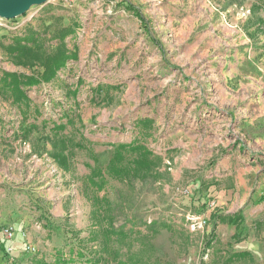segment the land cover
Returning <instances> with one entry per match:
<instances>
[{
    "label": "rangeland",
    "instance_id": "1",
    "mask_svg": "<svg viewBox=\"0 0 264 264\" xmlns=\"http://www.w3.org/2000/svg\"><path fill=\"white\" fill-rule=\"evenodd\" d=\"M72 25L78 58L28 91L30 110L0 95V264L81 263L78 248L97 250L84 181L133 141L154 167L108 179L100 196L116 227L133 216L173 227L111 239L121 259L221 264L214 253L247 245L256 260L242 264H264V0H49L0 18V70L42 71L7 47L33 29L51 52L54 32Z\"/></svg>",
    "mask_w": 264,
    "mask_h": 264
},
{
    "label": "trees",
    "instance_id": "2",
    "mask_svg": "<svg viewBox=\"0 0 264 264\" xmlns=\"http://www.w3.org/2000/svg\"><path fill=\"white\" fill-rule=\"evenodd\" d=\"M75 34L76 27L74 25L55 31L51 40L56 42V48L51 52L45 48L43 42L45 34L40 31L29 29L24 35L14 37L12 43L6 49L13 61L19 66L29 68L37 66L43 70L32 75L0 70V95L12 99L13 103L19 106L21 112L30 110L31 100L28 97V91L33 87L52 83L70 61L78 58L77 51L75 49L70 50L66 41ZM74 95L76 96L77 92ZM150 122V120H145L142 123L148 126ZM63 129V125L54 127L55 133H59ZM152 157L151 151L147 150L138 141L114 146L112 158L106 167H95L90 176L84 181L87 196L92 202L91 220L93 229H97L93 233L94 237L97 238L95 240L99 241L98 249L91 251L88 255L82 248H78L76 255L80 260H85L81 263H76L73 256L70 259L58 256L51 264H162L157 260L151 261L139 256H128L127 259L123 260L119 252L113 249V246L111 247L110 240L114 239L115 242L122 243L133 234L143 233L139 228L140 225L145 227L150 237L159 234L161 230H172L173 226L160 221L140 224L137 222L138 217L133 216L126 217L125 221L119 227H116L112 203L106 196H100V193L105 190L108 184V179L119 181L130 178L137 179L144 172L151 170L155 165ZM217 219L219 223L236 226L243 221L240 215H221ZM215 227L209 237L210 244L215 238ZM83 242V240L79 241L80 246ZM2 251H5L4 247ZM72 253L74 252L72 251ZM247 258L253 259L251 253H226L223 264H242ZM31 264L48 263L43 258L35 257L32 259Z\"/></svg>",
    "mask_w": 264,
    "mask_h": 264
},
{
    "label": "water",
    "instance_id": "3",
    "mask_svg": "<svg viewBox=\"0 0 264 264\" xmlns=\"http://www.w3.org/2000/svg\"><path fill=\"white\" fill-rule=\"evenodd\" d=\"M48 2L49 0H0V18L13 20L25 15L32 7Z\"/></svg>",
    "mask_w": 264,
    "mask_h": 264
},
{
    "label": "crops",
    "instance_id": "4",
    "mask_svg": "<svg viewBox=\"0 0 264 264\" xmlns=\"http://www.w3.org/2000/svg\"><path fill=\"white\" fill-rule=\"evenodd\" d=\"M15 247H16V245H15ZM216 250H217V248H216ZM229 250V249H228ZM242 251H247V252H249V253H251V255L253 256V258H254V260H256V258H255V253L257 252L256 251V248H255V246H247V245H240L239 247H238V249H237V251H235V252H242ZM215 251H213V253H214ZM226 251H222V252H216V253H214L215 255H221V257H222V263L221 264H223V258L226 256ZM232 253H234V252H232ZM215 255H213L214 257H215Z\"/></svg>",
    "mask_w": 264,
    "mask_h": 264
},
{
    "label": "built area",
    "instance_id": "5",
    "mask_svg": "<svg viewBox=\"0 0 264 264\" xmlns=\"http://www.w3.org/2000/svg\"><path fill=\"white\" fill-rule=\"evenodd\" d=\"M199 226V225H198ZM12 236V235H11Z\"/></svg>",
    "mask_w": 264,
    "mask_h": 264
}]
</instances>
